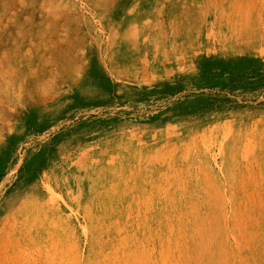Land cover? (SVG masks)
Here are the masks:
<instances>
[{
    "label": "rangeland",
    "instance_id": "obj_1",
    "mask_svg": "<svg viewBox=\"0 0 264 264\" xmlns=\"http://www.w3.org/2000/svg\"><path fill=\"white\" fill-rule=\"evenodd\" d=\"M0 264H264V0H0Z\"/></svg>",
    "mask_w": 264,
    "mask_h": 264
}]
</instances>
